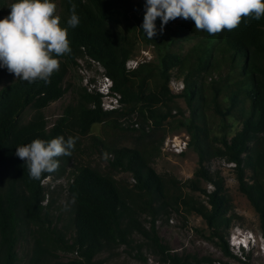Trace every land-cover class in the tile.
<instances>
[{
	"label": "trees",
	"instance_id": "trees-1",
	"mask_svg": "<svg viewBox=\"0 0 264 264\" xmlns=\"http://www.w3.org/2000/svg\"><path fill=\"white\" fill-rule=\"evenodd\" d=\"M61 2V27H67L72 4L80 18L78 27L68 28L71 54L54 57L60 61V68L53 73L50 83L38 80L30 84L17 79L0 90V264L20 263L17 248L26 229L37 232L34 264L52 256L57 258L56 251L75 252L81 260L55 264H102L94 258L114 247L131 248L134 233L145 240L137 246L136 256L142 261H146L142 254L145 248L161 264L210 262L208 258L174 252L160 238L156 222L170 210L201 217L211 240L225 256L231 257L226 232L237 217L229 214L231 206L224 178L207 168V163L217 158L236 164L240 191L259 215L264 235V17L245 18L232 31L215 35L205 31L200 44L183 55L169 51L157 36L147 38L141 27L145 14L141 3ZM187 29L188 25L181 27L173 42L199 38L197 32L189 37ZM139 43L155 48L159 61L128 70L126 63ZM86 55L106 68L115 90L122 94L123 110L103 111L100 96L81 86L77 103L68 107L48 129L43 110L63 98L68 91L64 82L69 70L76 66L78 58ZM174 79L184 84L180 94H174L170 88ZM179 98L186 103L188 117L176 104ZM28 108L35 114L22 125L19 118ZM131 117H136L135 122L130 123ZM94 125L101 126L104 139L90 136ZM216 126L219 134L215 135ZM235 126H239L238 130L229 137ZM176 129H183L190 136L189 148L199 157L194 178L186 182L163 177L152 166L169 131ZM118 133L134 136L139 145L134 149H116L106 142ZM75 134L90 136L94 153L108 161V170L74 165L70 172L67 192L72 202L75 236L69 243L49 220V207L43 205L46 190L41 181L64 173L72 156L58 157L59 169L35 180L29 176L26 162L16 156V148L36 139L50 141L63 136L66 140ZM111 154L113 157L109 158ZM115 172L132 174L133 186L116 179ZM202 183L211 184L214 189L208 191ZM185 188L201 193L207 200L194 198L185 193ZM145 215L150 216L149 229L140 220Z\"/></svg>",
	"mask_w": 264,
	"mask_h": 264
},
{
	"label": "rangeland",
	"instance_id": "rangeland-1",
	"mask_svg": "<svg viewBox=\"0 0 264 264\" xmlns=\"http://www.w3.org/2000/svg\"><path fill=\"white\" fill-rule=\"evenodd\" d=\"M13 0H0V20L5 19L10 15V7ZM56 4L55 15L60 16L63 12V6L61 0H51ZM145 15V14H144ZM144 19V16H143ZM184 25H188V33L194 36L197 32L199 38H188L183 41H174V34ZM157 26V37L161 41H164L166 48L169 51L185 55L191 48L200 44L205 37V31H197L195 28V22L191 19L185 20L183 18L170 21L165 27L164 31L160 33L161 20L158 18L156 21ZM195 30V32L193 31ZM151 50L153 60L152 62H158L159 52L151 47L140 44L136 46L133 57L140 56L142 51ZM176 74V71H173ZM177 78V77H175ZM181 80L182 78H177ZM17 80L14 74H10L4 67H0V90L5 86L9 85L13 81ZM172 82H177L174 79ZM171 82V83H172ZM79 87H81V79L78 74V69L74 65L70 70L64 82V88L68 91L60 100L53 102L47 108L43 110V114L47 123L48 129H51L55 123L62 117L65 110L77 103L79 98ZM172 92L175 93L176 89L171 88ZM178 107L185 113V116H189V111L186 106L184 99L179 98L176 100ZM35 111L32 108H28L19 118L22 125L27 124L34 116ZM180 117L179 115L177 118ZM136 117L130 118V123L135 122ZM239 126H235L229 137H232ZM101 126L94 125L90 136L104 139L102 135ZM215 135L219 134L218 126L215 127ZM184 132L183 129H176L169 131L167 136L180 135ZM90 136L87 138L80 137L78 134L72 135L73 138H78L75 149L72 154L71 163L66 166L64 173L60 175H54L44 180V186L46 190L45 200L43 205L49 207V220L52 222L53 227L56 228L63 237L71 243L75 236V227L73 224V218L71 214L72 202L70 201L67 188L70 181V172L76 165L90 166L101 171L108 170V161L101 155L94 153L92 149V142ZM132 136V135H131ZM129 134H112L108 140L112 143L116 149L127 148L134 149L139 143L134 140V136L131 137ZM162 148V147H161ZM112 155V154H111ZM109 156V158H112ZM75 165V166H74ZM153 168L157 174L163 177H172L180 182H186L194 178V173L199 168V157L197 153L189 148L188 151L182 156H175L168 153H164L161 149L159 157H157L153 164ZM207 168L211 173L219 172L221 177L224 178V185L226 194L229 198L231 211L230 215H236L228 231L226 232V239L230 234L231 230L237 226L245 230H251L254 233H262L261 223L259 215L250 204L247 197L240 191V185L235 170H233L227 161L223 159H212L207 163ZM116 179L126 182L132 187L133 176L130 173L115 172L113 173ZM251 173H248L250 176ZM202 188L212 191L213 185L202 183ZM185 193H189L194 198L206 201V197L201 193H191L188 188L184 189ZM173 219L174 223H171ZM145 228L150 227V216H143L140 219ZM157 232L160 238L166 243L174 252L179 254L197 255L201 258H208L210 260H219L228 264H237L231 257L225 256L221 253V249L216 245L215 241L211 240L209 231L204 220L197 215H186L183 211L179 213L175 211H168L162 213L156 222ZM34 229L24 230V235L20 238L18 243V255L20 257L19 264H34L33 255L36 248L35 240L37 238V232L33 234ZM39 237V236H38ZM144 238L138 233H134L132 236L131 248L122 245L120 247H114L109 250L99 253L94 261L101 262L102 264H148V258L151 257L155 261L158 258L145 248L142 250L143 256L146 261H142L137 258V246H141L144 243ZM217 248V252H212L211 248ZM54 250V245L52 249ZM220 251V252H219ZM57 258L54 256L48 260H44L40 264H55L57 261L68 262L81 260L79 254L64 253L63 251H56ZM150 259V258H149ZM249 264H264V260L251 259Z\"/></svg>",
	"mask_w": 264,
	"mask_h": 264
},
{
	"label": "clouds",
	"instance_id": "clouds-1",
	"mask_svg": "<svg viewBox=\"0 0 264 264\" xmlns=\"http://www.w3.org/2000/svg\"><path fill=\"white\" fill-rule=\"evenodd\" d=\"M10 9V15L0 20V67L30 84L38 80L50 83L60 68V61L54 57L71 54L68 28L75 29L80 24L76 5H71L67 27H61L60 17L55 15L56 4L51 0H17ZM261 17L264 0H146L141 27L152 40L157 35L158 18L161 34L170 21L183 18L194 21L197 31L215 35L238 28L245 18ZM77 139H36L17 147L16 156L26 162L32 179L41 180L44 173L59 169L58 157L72 156Z\"/></svg>",
	"mask_w": 264,
	"mask_h": 264
},
{
	"label": "built area",
	"instance_id": "built-area-1",
	"mask_svg": "<svg viewBox=\"0 0 264 264\" xmlns=\"http://www.w3.org/2000/svg\"><path fill=\"white\" fill-rule=\"evenodd\" d=\"M145 6L146 0H134ZM153 60L151 50H144L140 56H137L126 63L128 70H135L140 64L151 62ZM76 67L81 79V86L90 94H97L100 96L101 108L105 112H115L123 110L125 103L123 102L122 94L115 90L113 79L107 74L106 68L103 64L90 56H81L76 60ZM171 88H175L174 94H180L184 90L182 82H172ZM190 136L183 132L180 135L167 136L164 140L162 151L175 156L185 154L189 149ZM234 170L236 164L228 163ZM134 183L135 180L132 179ZM171 223H174L171 219ZM227 244L231 257L237 264H244L250 262V258L264 260V235L263 233H254L251 230H245L237 226L233 228L228 235ZM218 248V247H217ZM214 247L211 251L217 252L218 249ZM220 252V251H219ZM221 253L222 250H221ZM224 254V253H223ZM150 258V259H149ZM148 258V264H161L153 258ZM206 264H228L219 260H210Z\"/></svg>",
	"mask_w": 264,
	"mask_h": 264
}]
</instances>
